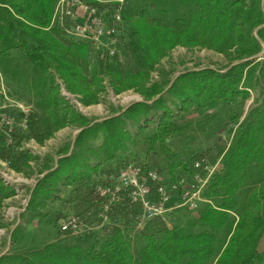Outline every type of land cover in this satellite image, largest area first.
<instances>
[{
    "label": "trees",
    "instance_id": "1",
    "mask_svg": "<svg viewBox=\"0 0 264 264\" xmlns=\"http://www.w3.org/2000/svg\"><path fill=\"white\" fill-rule=\"evenodd\" d=\"M58 1L0 0L1 71L10 79L21 78L22 71L13 66L11 55L20 52L32 73L40 74V83L34 86L51 107L53 127L75 121L83 126L70 154L60 157L55 169L35 187L31 204L50 198L54 190L50 186L58 180L72 185L67 202L83 205L94 221L104 202L96 187L104 178L94 180L92 173L104 176L123 168L122 153L133 140L128 129L131 123L145 125L155 117L152 132L144 138L145 151L153 161L151 165L137 163L156 168L166 182L190 173L193 161L201 158L183 157L174 148L173 140L191 126V120L178 119L179 115L219 104L235 129L203 190L212 204L200 203L187 219L172 211L165 220L147 221L130 236L137 207L113 204L110 222L95 240L86 244L53 241L25 252H8L0 256V264H260L264 258V249L259 248L264 235V0H172L171 4L149 0L145 8L134 12L141 20L140 39L130 38L125 26L122 29L121 63L100 55L74 33L67 35L63 30L66 16L61 19L54 11ZM124 4L123 21L132 13L129 1ZM177 9L180 13L175 15ZM156 10L172 21L156 24L152 16ZM50 20L54 25L49 27ZM172 32H180L183 44L202 43L221 53L235 50L236 60L252 58L225 71L206 67L180 73L144 92L150 103L134 102L93 123L54 95L58 79L67 90L79 94L85 105L96 103L106 93L105 84L116 93L138 87L146 81L158 53L173 45L176 35ZM252 93V104L243 114ZM27 137L46 138L32 119L28 132L17 129L11 142L0 133V157L18 171L33 160L21 146ZM1 188L2 195H11V190Z\"/></svg>",
    "mask_w": 264,
    "mask_h": 264
},
{
    "label": "rangeland",
    "instance_id": "2",
    "mask_svg": "<svg viewBox=\"0 0 264 264\" xmlns=\"http://www.w3.org/2000/svg\"><path fill=\"white\" fill-rule=\"evenodd\" d=\"M90 1L99 8H115L120 4L118 0ZM128 1L132 13L131 15L128 14L124 21L123 18H120L119 25H122V29L126 27L125 31L127 34L130 32V38L138 41L141 36V25L139 24L141 20L138 19L134 12H137L142 7L145 8L149 0ZM112 2L115 3L113 4ZM158 2L160 4L167 2L171 4L172 0H158ZM157 6H159L158 3ZM175 13L177 15L180 12L177 9ZM152 16L157 21L156 24L161 26L165 24V20L166 22L167 20L169 22L172 21L171 17L166 18L158 10ZM53 25L50 20L49 27ZM172 33L176 35L173 45L158 53V60L150 69L146 81L138 87L116 93L105 84L106 93L100 94L96 103L85 105L81 102L79 94L67 90L63 81L58 79V94L54 91V95L62 97L63 100L60 102H67L72 112L85 117L88 122L93 123L125 110L134 102L146 101L148 96L144 92L150 87L153 85H164L180 73L206 67L225 71L226 67L252 58L236 60L234 59L235 50L221 53L202 43L197 45L183 44L180 42V32ZM262 53L263 51L258 55ZM11 55L14 59L13 66L22 71V74L20 75L21 78L10 79L0 69V118L2 116L9 117L12 122L9 134L6 135L4 129L0 133L5 135L7 143L11 142L12 134L17 129L22 132H28L32 119L35 122V126L46 138L38 141L33 137H27L22 141V148L33 157V160L27 161L20 171L13 168L8 160L0 157V187H4V189L1 188V191L11 190L12 192L9 196L0 193V256L8 252L29 251L53 241L80 244L91 242L100 235L103 227H95L88 233L78 237L64 233L60 228L61 221L72 214L80 216L86 224L96 225L94 221L97 218L94 221L88 218L91 212H85L83 205L67 202L72 185H62V182L54 180V183L52 182L50 186L52 190L54 189L50 194V198L38 205L30 203L32 192L43 176L55 169L60 157L70 154L75 137L83 126H81L82 122L75 121L57 129L53 127L49 115L51 107L42 93L34 86L35 83H40V74L32 73L30 70L31 65L25 61L20 52L12 51ZM111 69H116V66H112ZM34 74H36V77ZM156 97L155 95L154 98ZM253 97L252 93V97L245 103L243 114L252 104ZM147 101L151 102V100ZM226 115L225 108L219 104H213L207 109L192 110L186 115H179L178 119L186 117L191 120V126L184 135L173 140L174 148L183 157L193 155L199 157L201 155L200 157L205 158L208 163L210 162L209 164L212 167H217L216 165L223 151L229 145L235 129ZM152 118L155 120V117L152 116ZM149 119L151 120V118ZM152 121H147L145 125L142 124L143 122L128 125V129L133 135V140L127 150L122 153L125 162L135 161L151 165L153 158L145 151L144 138L153 130ZM21 124L26 125L27 128L24 129ZM158 160L160 165L164 166L163 159L159 157ZM149 168L154 167L149 166ZM97 178H104V183H99L98 185L106 183L103 175L101 176L98 172L92 173V179L95 180ZM163 178L165 180V177ZM99 197L101 196L99 195ZM175 209L172 211L183 219H187L195 212L184 207ZM138 231L135 225L133 230H129V234L133 236ZM259 248L264 249V235L260 241ZM260 264H264V258Z\"/></svg>",
    "mask_w": 264,
    "mask_h": 264
},
{
    "label": "built area",
    "instance_id": "3",
    "mask_svg": "<svg viewBox=\"0 0 264 264\" xmlns=\"http://www.w3.org/2000/svg\"><path fill=\"white\" fill-rule=\"evenodd\" d=\"M117 8H99L85 0H63L66 12L64 32L76 33V39L87 36L91 48L110 58L123 62L119 48L124 44L119 18H123L124 0H118ZM107 14V15H105ZM9 117L0 118V131L9 134L12 124ZM3 124V126H2ZM23 128L26 125L21 124ZM215 167L205 158L196 159L187 175L166 182L154 168H147L135 161L126 162L114 174L104 175L105 184L97 186L98 194L104 199L96 214V225L86 224L80 216L72 214L61 221L64 233L78 237L95 227L109 224L108 212L113 204L126 203L137 207L136 228H142L151 219L162 218L175 208L195 210L200 203H210L203 196L210 175Z\"/></svg>",
    "mask_w": 264,
    "mask_h": 264
},
{
    "label": "bare ground",
    "instance_id": "4",
    "mask_svg": "<svg viewBox=\"0 0 264 264\" xmlns=\"http://www.w3.org/2000/svg\"><path fill=\"white\" fill-rule=\"evenodd\" d=\"M85 1H87V0H85ZM87 3H89V2L87 1ZM61 4H63V0H59L58 1L57 5H56V8H55V14L59 15L60 17L62 16L61 17V19H62L64 16H66V12H65L64 6H59ZM71 35H72V37H74L73 34H71ZM74 35H76V33H74ZM80 38H82L84 40H87V36H80ZM24 129H26V128H24Z\"/></svg>",
    "mask_w": 264,
    "mask_h": 264
}]
</instances>
